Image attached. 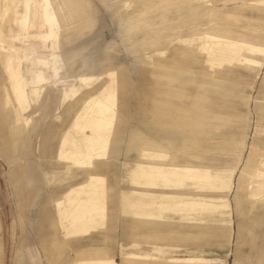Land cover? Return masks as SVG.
Returning <instances> with one entry per match:
<instances>
[{
	"label": "rangeland",
	"instance_id": "374dc122",
	"mask_svg": "<svg viewBox=\"0 0 264 264\" xmlns=\"http://www.w3.org/2000/svg\"><path fill=\"white\" fill-rule=\"evenodd\" d=\"M130 1L151 3L145 24L133 17L129 20L133 30L129 31L123 7ZM253 1L211 0L215 10L208 16V3L194 0H66V6L74 5L75 13L58 48L53 51L50 41L49 47L36 46L27 53L26 78L27 70L33 69L32 60L38 64L44 51L60 55L56 59L63 76L58 92L53 69L45 68L46 87L34 114L14 108L16 100L10 88L11 94H5L12 70H6L0 58V264H51L46 247L55 239L62 240V236H50L49 225L39 218L45 208L35 206L34 198L24 189L17 151L21 139L15 145L13 139L14 132L21 137L23 132L16 119L24 113L25 118L31 117L33 147L38 154L45 129L40 121L45 109L42 103L55 105L61 95L63 105L70 107L81 98L74 107L80 110L88 91L80 76L99 77L89 84L98 93L108 80L107 71L114 69L124 87L118 93L119 118L108 159L99 164L114 202L101 220L104 228L80 240L70 239L71 251L60 264H79L75 251L91 244L108 247L110 263L106 264H264V190L257 196L260 200L250 201L256 173L244 181L247 186L238 188L247 165L257 168L264 159V10L252 5ZM187 21L193 25L184 27V33L201 25L213 36L250 46L227 52L233 59L227 57V61L223 54L210 60L203 51L190 50L189 36L171 43L162 41L180 34V26ZM16 43L24 56L28 42ZM251 46L260 52L251 54ZM72 49L78 52L75 57L65 58L63 53ZM239 55L259 63L244 65ZM188 57L194 65L192 73L178 72L195 83L196 101L190 97L188 102L197 105L201 115L204 111L218 114H213V119L198 118L206 130L155 119V107L161 101L155 90L159 70L173 71L174 64L186 66ZM87 63L95 68L87 69ZM72 88L81 91L73 95ZM74 114L69 111L67 123L73 121ZM144 147L147 156L159 155V163L165 164L161 171L146 173L150 166L143 164ZM189 153H196L199 159L187 157ZM178 163L194 165L195 170L175 171ZM52 190L56 192L54 187ZM145 195L152 198L143 206L141 197ZM186 203H195V207L190 210ZM145 209L157 211L151 215L140 211ZM90 255L86 252L83 256Z\"/></svg>",
	"mask_w": 264,
	"mask_h": 264
},
{
	"label": "crops",
	"instance_id": "0c3cea01",
	"mask_svg": "<svg viewBox=\"0 0 264 264\" xmlns=\"http://www.w3.org/2000/svg\"><path fill=\"white\" fill-rule=\"evenodd\" d=\"M19 5L17 2H19ZM35 0H13L12 3V9L14 13V19L11 23V26L6 28L7 35L10 37V44L12 47H15L19 50L20 54L22 55V50L21 48L17 45V41L19 40H26L28 42V45L24 46V56H22V74L23 71L26 70V63L29 60L28 56V51H30L32 48L36 50V46L41 49L43 47L44 49L49 47L48 43L50 41H53L52 44V50L55 51L59 44H60V36L63 33H68V20L71 19V16L75 13L74 11V5L69 4L70 6H66V0H42L43 4L40 7L39 14L43 15V20L45 23V28L43 30H36L31 29L32 22H31V14H33V5H34ZM105 3L106 0H104ZM109 2V0H108ZM205 2H209L212 6L213 4L211 3V0H206ZM205 2H198V3H205ZM254 6L260 7L264 10V0H256L251 3ZM35 9V8H34ZM214 6L212 10L208 11V16H212V13L214 11ZM79 13V12H78ZM82 14V13H81ZM123 18L125 20V27L126 29L133 30L132 27L133 25L129 22L131 20V17L128 16V14L123 10ZM147 16L142 19V21L139 23L141 25L145 24L144 22L147 20ZM187 25L184 27L189 28L191 25H193V21H187ZM211 25L214 23H210ZM183 27V28H184ZM183 28L179 29L182 30ZM204 28V27H203ZM184 30V29H183ZM186 30V29H185ZM192 31L189 30L188 32ZM204 36H212L214 39L218 40H223V41H231L232 39L228 38H222V37H216L213 36L212 34L206 32V29L204 30ZM206 43H209V41H206ZM204 42V44L196 45L195 42H192L189 40L187 42V45L189 46L190 50L196 51V47L199 48L200 51H203L206 55V59L210 60H215V59H220L219 57L213 58L212 55L209 53H206V46L207 44ZM240 42V41H239ZM239 46L242 48L246 46H250L249 43L246 42H240ZM251 48L254 49V51L251 52V54H257L260 52V49L257 48L256 46H251ZM81 50V49H80ZM28 53V54H27ZM77 50H71L68 52V54H64L63 56L66 58L67 57H75L77 54ZM60 55H56L54 52L52 53H45L43 52L42 58L38 60V64L32 60L34 66L33 69L27 70V78H25V89L27 93L31 97L36 98V102L33 103L27 111H32L34 113L37 112L38 109H36V106H39L40 101L42 100V90L45 89V82L47 80L46 75H45V68H48L50 66L53 69L55 84L54 86H57L58 92L60 90L58 89V86H60L61 81L63 79L61 69L59 68V61L56 59ZM70 57V58H71ZM185 57V56H184ZM225 57V56H223ZM229 57V56H228ZM243 59L244 65L246 63H251L249 66H253L258 64V60L250 58L248 56H241L239 55L238 59ZM225 59L228 61L227 57ZM2 62V60H1ZM93 63V62H92ZM187 65H181L183 69H175L173 71L170 70H164L163 68L159 70V75L156 77V87L155 90L157 91V94L160 95L161 101L159 102L160 105L155 107V119L159 120L160 122L167 123V124H172V125H177V126H186L189 125L192 130L197 131V129L201 130H206V124L201 123L198 121V118H210L213 119L212 115L217 113H211L208 111H204L203 114L197 112L198 108L197 105H195L192 102H188L189 98L191 97L194 98L196 101V92L194 91L195 89V83L191 81V78H187L186 80L178 74L179 71H183L185 73H192L194 69V65H190V60L189 57L186 61ZM247 65V64H246ZM41 69H39V67ZM87 69L93 70L95 66H92L90 63H87L86 65ZM37 70V71H36ZM188 71V72H187ZM35 72V73H34ZM111 72L114 73L113 78L117 82V97H116V120L119 118V98H118V93L119 89L121 87H124L122 85V80H119L117 74V70H108L107 71V77L108 80L102 85L100 88L99 92L94 91V87H90L89 84H94V82L99 78L94 76L93 74L91 75H82L80 76V80L82 78L86 79H92L88 81V86H85L88 88V91L85 92L87 97L83 101V106L80 108V110L74 109L76 105L79 104L81 101V98H76L73 102L72 105L69 106H64L61 100L62 96L60 95V98L58 97L56 99L55 105H52L50 103H42V106H44V113L40 117L41 121V126H45V129L43 132H41L39 144H38V154H36V150L33 147V137H34V132L30 130V128L26 131L23 132L21 141H20V148L17 149L19 152V158L22 160V169H21V176H22V181L24 183V189L28 191L29 195L31 198L34 200L33 204L35 206H38L39 204L43 205L45 208L44 214H40L39 218H43V222L49 225V230H50V236L53 235H59L62 236V240L60 239H55L51 242L50 247H46V253L48 254L49 261L51 264H60V262L66 257L68 253L71 251L70 247V239L76 238L77 240H80L84 236H91L94 232L97 230H102L104 228V223L101 222L103 217L107 216L108 211L110 210V202H114V198H109L108 196V191L111 187H109V183L107 181V176L103 174L100 171L99 164L103 162L104 159H108V155L110 152V142L114 133V125L112 126L111 134L108 139V145L106 149L104 150L103 154L100 156H97L93 159L92 165L90 166H74L73 171L75 173V178L73 179H65L59 183L56 182L57 176L58 175H65V167L62 165L61 161L59 160L60 157V148H61V140L63 135L73 126L76 116L79 111H81L84 107V104L86 100L90 96H95L98 95L102 90L105 89V87L111 82ZM19 72H15L12 69V80L10 82V85L12 83H15L19 79ZM168 77V79L171 82H164L163 79ZM83 83V82H82ZM171 83H176L178 86H174ZM9 87L6 88L5 94H11L13 93V98L15 99V94L13 91V88ZM85 85V84H84ZM10 88V91H9ZM81 88H79V91L76 93L77 95ZM121 91V90H120ZM187 91V92H186ZM75 94V95H76ZM192 94V95H191ZM191 95V96H190ZM64 96V95H63ZM16 100V99H15ZM17 101V100H16ZM15 101V102H16ZM14 102V108L18 110H22L20 107V104L17 102ZM71 104V103H70ZM18 105V106H17ZM41 105V104H40ZM17 106V107H16ZM75 111L74 114V119L71 123H67V117L69 115V111ZM57 111V112H56ZM199 113V114H198ZM25 116V113L23 114ZM193 139L195 137L193 136ZM195 141V140H193ZM147 151V148L144 147V151L142 154V159H144L143 164L147 163L148 166H150L147 170V174L151 173L154 169L155 170H162L164 168L163 166L165 164H160L159 163V155L156 154V156H147L145 153ZM157 152H161L157 150ZM187 157L191 158H198L196 153H189L186 155ZM264 159L261 161V166L253 169V166L251 163L247 165V169L243 170L241 172V176L239 177V182H238V188L239 191L240 189L246 185L247 183H244V181L248 180L250 178V173H256L258 177L261 174V171L263 169L262 162ZM175 171H187L190 173V171H194V165L190 164H184V163H178L174 167ZM152 170V171H151ZM145 172V171H144ZM94 177V178H93ZM101 177L102 179V185L97 182L96 178ZM254 177L253 180L256 178ZM90 183L94 184L97 188L103 189L104 193L102 196L103 203L102 205L106 209V213L104 215H97L96 210L93 211L92 217L89 219L82 221L81 224L78 225H73V222H70L69 224L63 225V220L61 213L59 212V206L64 203V200L67 198V193L68 190L72 187L78 188L82 185H89ZM56 190L53 191L52 188ZM252 188V185H251ZM59 190H64V191H59ZM59 192V193H58ZM261 192H254L252 189V194H251V202L258 201V195ZM152 197H146L142 196L141 200L143 201V206H146L150 204V200ZM153 198H157V196H154ZM264 197H262V200ZM189 206L191 207L190 210H192L195 207V203H186L184 206ZM238 209L241 206V201H237ZM60 206V207H61ZM166 209V206L163 207ZM142 212H146L148 214H154L156 211L151 210V209H145V210H140ZM48 212H50L48 214ZM104 217V218H105ZM190 220L188 221V223ZM78 223V222H76ZM66 249L63 251L61 256L59 257L58 255V249L59 248H64ZM106 250H108V247L106 245H97V244H91L87 245L83 248H79L75 251L76 257L79 260V264H106L110 263L109 258L107 256ZM90 253V256H83L85 253Z\"/></svg>",
	"mask_w": 264,
	"mask_h": 264
},
{
	"label": "bare ground",
	"instance_id": "6f19581e",
	"mask_svg": "<svg viewBox=\"0 0 264 264\" xmlns=\"http://www.w3.org/2000/svg\"><path fill=\"white\" fill-rule=\"evenodd\" d=\"M164 1H170V3H174L177 0ZM194 1L198 3L205 2L206 0ZM12 3L13 0H0V58L6 70L11 71L13 69L15 72L20 73L19 79L15 83H12L10 87L13 88L15 99L20 104L22 111H27L29 107L36 102V98L34 96L31 97L25 89V78L21 69L23 58L19 50L11 46L10 37L7 35L6 28L9 26V24L11 26V23L14 19ZM149 3L151 2L142 1L140 3L139 1H130L124 5L123 10L131 18L134 17L137 23H140L149 12ZM206 3H208L207 10H212L213 6L209 2ZM42 4V0H35L34 2L33 7L35 9L33 8V14H31V29L43 30L45 28L43 15L39 14ZM184 25L186 26L187 24L185 23ZM183 27L180 26V29ZM192 28V31L185 33L184 30H180V34L170 35L164 38L162 41L171 43L174 40H180L183 39V37L189 36L190 39H188V37V41L191 40L198 46L200 44H204V39H206V41H209V43L205 42L207 44L205 48L206 53H210L213 58L219 57L220 54L228 57L227 55L231 53L232 50L234 51V49L241 48L239 46L240 42L236 40L223 41L214 39L212 36H206L205 38V28H203L201 25H196ZM185 41L187 40L185 39ZM197 50H199L198 47H196V51ZM227 52L229 53L227 54ZM246 64L251 65V63ZM173 68L179 70L183 69L180 64H174ZM113 76L114 73L111 72V82L105 87L104 90H102L98 95L90 96L86 100L83 109L78 112L73 126L63 135L61 140L59 160L65 167V175H58L56 179L57 183L65 179L75 178L76 175L73 171L74 166L92 165L93 159L103 154L104 150L106 149L108 145V139L112 132L111 128L116 120L115 113L117 82ZM90 80L92 79H81L85 86H88V81ZM163 81L171 82L168 77L164 78ZM171 84L178 86L176 83ZM78 91L79 88H72L70 93L75 95ZM66 94L67 91L64 93V97ZM6 101H8L7 98ZM30 123L31 117L25 118L24 115H20V117L16 119V124L18 125V128H22V132H26L30 128ZM21 138L22 137L20 134L14 132V145L17 144ZM262 166L263 169L261 174L252 182V189L254 192H262L264 190V161L262 162ZM95 178L98 183H102L101 177ZM103 193V189L97 188L92 183L87 186L82 185L78 188L71 186V188L68 190L66 200H64L62 206L60 205L61 207L59 206V212L62 216L63 225L69 224L70 222H73V225L81 224L82 221L92 217L94 210H96L95 212L97 215H104L106 213V209L102 205ZM65 249L66 247L58 249L59 257Z\"/></svg>",
	"mask_w": 264,
	"mask_h": 264
}]
</instances>
